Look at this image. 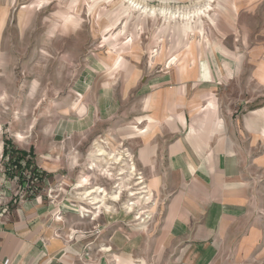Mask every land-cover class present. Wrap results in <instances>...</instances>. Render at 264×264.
<instances>
[{"label":"crops","instance_id":"crops-1","mask_svg":"<svg viewBox=\"0 0 264 264\" xmlns=\"http://www.w3.org/2000/svg\"><path fill=\"white\" fill-rule=\"evenodd\" d=\"M158 1L186 3V11H195L208 0ZM211 5L201 23L194 16L195 30L185 44L178 36L170 39L166 54L178 58L175 65L151 56L147 64L117 65L113 55L94 62V70H105V77L79 78L77 93L87 98L84 111L74 124L57 125L62 143L71 134L93 131L99 116L108 120L123 111L141 86L149 108L137 126L146 133L128 136L133 140L128 147L152 196L150 206L137 207L144 209L142 220L126 211L129 207H118L108 191L93 194L95 204L87 205L83 194L96 186L78 187L82 174L64 175L61 157L52 164L53 157L33 149L42 184L60 185L62 201L49 203L46 194L0 199V264H264V104L256 107L264 103V90L257 87L264 89V0ZM5 16L0 10V34ZM231 87L234 111L221 116L216 93ZM214 98L216 110L209 107Z\"/></svg>","mask_w":264,"mask_h":264},{"label":"rangeland","instance_id":"rangeland-1","mask_svg":"<svg viewBox=\"0 0 264 264\" xmlns=\"http://www.w3.org/2000/svg\"><path fill=\"white\" fill-rule=\"evenodd\" d=\"M7 1L8 3L0 5L3 8L0 10L6 15L0 34V144L2 146L0 199L15 202L17 199H35L46 194L49 203L52 200L62 201V198L55 197L61 188L60 185L45 186L39 183V190L33 196L27 190L23 191L25 189L22 181L18 185L19 181L14 182L11 176H3L4 147L5 141L9 140L17 151L26 152L31 159L33 149L41 150L42 155L47 158L53 157L49 158L52 164L55 163L54 158L59 161L58 156L61 157L60 162L64 164L60 172L64 175L74 178L80 177L81 174L84 178L90 176V185L99 186L113 196L121 191L123 201H119L118 207L125 206L124 204L127 206L133 198L129 197L130 192L137 193L138 189L148 182L141 180L144 184L137 185L140 182L136 180L137 172L134 174L131 172L133 166L137 170V164L134 162L136 154L128 147V136L133 137L134 132L140 130L137 125H142L143 119L139 116H144V110L149 108V98L144 106L145 96L141 86L139 85L135 93L133 91L130 99L125 102L123 111L108 120L99 116L97 121L99 125L93 131L71 134L66 137V142L62 143L56 137L57 125L75 123L82 104L85 105L87 101V98L84 97L85 101L77 93L79 78L86 76H92L94 79L98 76L104 78L105 70L95 68L96 72L93 63H101L110 55H113V61L117 60L118 45L121 50H117L120 54L117 65L138 60L147 64L151 56L152 61L155 58L157 61L168 60L167 67H170L178 61V58L174 59L172 55L167 58L170 39L178 36V42L182 41L185 44L190 33L195 29L191 23L180 21V24L172 22L169 25L162 16L152 18L131 13L126 6L120 5L119 1L114 3L115 0ZM148 4L158 8L165 5L158 0H148ZM186 5V3L170 4L166 5V8L176 6L185 9ZM126 22L128 23L125 32L120 34V28L124 27ZM204 22V26L207 27L211 23L207 19ZM63 24L66 25L65 29ZM127 38L130 39L125 44ZM134 40L135 43L132 45ZM124 44L132 45V49L124 47ZM155 46L159 49L151 52ZM150 52L156 54V57L150 55ZM160 69L157 68V72ZM257 87L258 90H264L260 86ZM233 93V87L229 92L216 93L221 116L233 113L236 103ZM215 100L214 98L209 102V107L213 110H216ZM263 104L261 102L256 107L260 108ZM254 108L252 106L249 110ZM81 111H84V108ZM246 111L243 110L242 114ZM148 120L151 121V118L148 117ZM130 126H134L132 131H128ZM20 136L24 137L21 142ZM129 141L133 140L130 138ZM98 149L108 153L107 158L104 157L106 163L102 161L104 158L98 156L96 152ZM7 156L13 160L19 158L12 153ZM110 156L115 161L119 156L122 162L110 160ZM121 157L124 159L122 160ZM89 160L94 161L90 163ZM85 163L87 164L84 165ZM92 165L98 167L94 171H89ZM123 168L127 173L121 176ZM74 181L72 179L71 182ZM81 181L78 187L83 188ZM50 189L53 190L51 201L48 196ZM144 190H147L146 187ZM65 202L74 205L72 201ZM138 209L135 208V213L140 212L137 211Z\"/></svg>","mask_w":264,"mask_h":264},{"label":"bare ground","instance_id":"bare-ground-1","mask_svg":"<svg viewBox=\"0 0 264 264\" xmlns=\"http://www.w3.org/2000/svg\"><path fill=\"white\" fill-rule=\"evenodd\" d=\"M117 1H119V3H120V5H124V7L126 6L129 10H130V12L131 13H137V14H140V15H142V16H147V17H152V18H156L157 16H162V17H164L165 18V20L167 21V23L169 24V25H171V23L174 21V22H176V24H180L179 22L180 21H182L183 23H186V24H190V23H192L193 21H194V16H197V20H198V22L199 21H201V17H207V13L209 12V11H211L212 10V3H214L215 2V0H208L207 1V4L205 3V5L204 4H200V5H204V6H202V7H198V8H195L196 10L195 11H186V9H184V10H182V8H184V7H182V8H179L178 7V9H175L176 11H174L173 9H171V7H167L166 8V5L167 4H165L164 5V3H163V5H164V7H156V6H150L148 3H147V0H115L114 1V3H116ZM204 1V0H203ZM163 2V1H162ZM167 3V2H166ZM195 3V2H194ZM198 3H199V1H198ZM204 3V2H203ZM191 5V4H190ZM192 7H193V4H192ZM32 8V7H31ZM191 9V8H190ZM99 17V16H98ZM161 17V18H162ZM127 23L128 22H126V24H125V26L124 27H122V28H120V34H123L124 32H125V28H126V26H127ZM122 25H123V23H122ZM63 26V29H65L66 28V25L65 24H63L62 25ZM198 32V31H197ZM191 34V33H190ZM193 35V34H192ZM190 36V35H189ZM190 38V37H189ZM189 38H187V41H188V39ZM117 53V55H118V59L120 58V54L118 53V52H116ZM109 58V57H108ZM174 59H177L175 56H174ZM178 60V59H177ZM146 132H144L142 129H140V130H138L137 132H134V134H133V138H136V137H138V136H143L144 134H145ZM24 139V137H22V136H20L19 137V141L21 142L22 140ZM124 146V145H123ZM1 151H2V146H1V144H0V153H1ZM97 153H98V156L99 157H101V158H104V157H106L107 156V152L105 151V150H103V149H98L97 151H96ZM123 152V151H122ZM121 152V153H122ZM127 152V151H126ZM118 154H120V153H118ZM123 154V153H122ZM127 154V153H126ZM116 157V156H115ZM119 157V156H118ZM116 158V161L113 159V157L112 156H110V160H114L115 162H120L121 161V159L120 158ZM129 157V156H128ZM127 157V158H128ZM107 158V157H106ZM122 158V157H121ZM120 159V160H119ZM102 161L104 162L105 161V158L104 159H102ZM107 161V160H106ZM106 161H105V163H106ZM114 162V163H115ZM122 162V161H121ZM104 163V164H105ZM111 162H109V164H110ZM93 166V165H92ZM97 165H95V166H93L92 168H89V171L91 170V171H94L95 169H97ZM108 167V166H107ZM109 170V169H108ZM131 172H133L132 174H134L135 172H136V168H135V166H133L132 168H131ZM107 172V173H106ZM105 173L108 175V176H110V173L108 172V171H106ZM125 173V172H124ZM127 173V172H126ZM106 175V176H107ZM112 175H114V174H112ZM105 177V176H104ZM90 176H87V177H85L84 179H82V181H81V186L82 187H85V186H89L90 185ZM114 180V179H113ZM121 180V179H120ZM129 180V179H128ZM132 180V179H131ZM136 180H142V177H141V179H139V178H137ZM127 181V180H126ZM125 181V182H126ZM126 184V183H125ZM130 184V183H129ZM121 185V184H120ZM137 185L138 186H141V185H143V182L142 181H140V182H138L137 183ZM126 189V188H125ZM130 189V188H129ZM145 189V187H140L139 189H138V191H137V193H133V191L132 192H130V196L129 197H133L131 200H130V202H129V204L127 205L130 209H127L126 211H128V210H130L131 212H134V214H135V208L137 209V207H141V205L142 204H150L151 203V201H152V197L151 196H146L147 195V191L146 190H144ZM118 192V191H117ZM103 194V193H105L104 195H106V192H105V190L104 189H102V188H100L99 186L98 187H93V189H92V191L90 190L89 192L87 191V192H85L84 194H83V198L84 199H86V201H87V204L88 205H94L95 204V202H96V200H95V198H91V196H93V194ZM129 193V192H128ZM144 193H146L145 195H143ZM123 195V194H122ZM143 195V196H142ZM138 196V197H137ZM104 198V197H103ZM121 191L117 194H115L114 196H113V198H112V200L113 201H117V202H119L120 200H121ZM108 199V198H107ZM106 201V200H105ZM104 201V202H105ZM123 201V200H122ZM132 201H134V202H132ZM99 202V201H98ZM102 202V201H101ZM133 203L132 204V206H130L131 204L130 203ZM100 203V202H99ZM127 203V202H126ZM125 206H126V204H124ZM127 206L125 207V208H127ZM101 207H102V205H101ZM110 206H107V207H105V208H109ZM97 208V207H96ZM124 208V209H125ZM81 209V211L82 212H86L87 210H89L88 208L86 209V208H84V207H82V208H80ZM109 209H111V208H109ZM95 210V209H94ZM108 210V209H107ZM115 210V209H114ZM113 210V211H114ZM88 213H89V211H87ZM86 212V213H87ZM117 212V211H116ZM130 212V213H131ZM144 212L143 211H141L140 210V212H137L135 215H137L136 217H137V219L138 220H142V217H141V215L143 214ZM149 213V212H148ZM99 214H101V213H99ZM97 215V214H96ZM145 217V216H144ZM148 217V216H147ZM59 219V218H58ZM147 219V218H146ZM145 223V222H144ZM74 234V233H73ZM105 250V249H104Z\"/></svg>","mask_w":264,"mask_h":264},{"label":"built area","instance_id":"built-area-1","mask_svg":"<svg viewBox=\"0 0 264 264\" xmlns=\"http://www.w3.org/2000/svg\"><path fill=\"white\" fill-rule=\"evenodd\" d=\"M3 161H5V171L2 172L3 176H11L14 182L19 181L18 185H20V181H22L25 189L23 191L27 190V192H30L33 196H35V193L39 190V183H44L45 179L40 177L41 171L37 169L35 165H33L31 156L27 155L25 158H17V160H13L10 156H6L3 157ZM52 192L53 190L50 189L48 195L50 201L52 200ZM55 197L57 198L58 195ZM51 202L54 203L53 200ZM130 204V206H132L133 203L131 202Z\"/></svg>","mask_w":264,"mask_h":264},{"label":"trees","instance_id":"trees-1","mask_svg":"<svg viewBox=\"0 0 264 264\" xmlns=\"http://www.w3.org/2000/svg\"><path fill=\"white\" fill-rule=\"evenodd\" d=\"M14 154V155H18L19 159L21 158H25L27 156L26 152H22V151H17L13 145H12V141L6 140L5 141V147H4V157H6L8 154ZM44 173H40V177H43Z\"/></svg>","mask_w":264,"mask_h":264}]
</instances>
